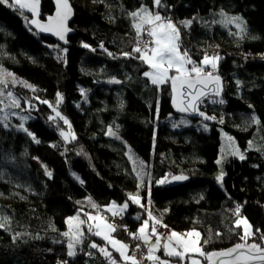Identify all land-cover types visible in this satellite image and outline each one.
<instances>
[{
    "label": "trees",
    "instance_id": "obj_1",
    "mask_svg": "<svg viewBox=\"0 0 264 264\" xmlns=\"http://www.w3.org/2000/svg\"><path fill=\"white\" fill-rule=\"evenodd\" d=\"M68 1L66 46L37 31L54 12L50 0L35 16L0 3V73L10 78L0 102L13 114L0 115V264H116V252H101L104 240L87 227L88 215L113 204L125 243L150 212L170 230L199 232L204 253L244 244L242 217L253 233L247 245L264 246V0ZM142 7L174 23L181 51L198 65L218 57L221 96L200 105L210 121L179 115L170 82L144 76L149 68L132 52L131 13ZM218 12L241 18L249 37L211 30ZM178 176L185 183L167 185ZM61 215L84 221L76 240L57 227Z\"/></svg>",
    "mask_w": 264,
    "mask_h": 264
},
{
    "label": "snow or ice",
    "instance_id": "obj_2",
    "mask_svg": "<svg viewBox=\"0 0 264 264\" xmlns=\"http://www.w3.org/2000/svg\"><path fill=\"white\" fill-rule=\"evenodd\" d=\"M0 3H8V0H0ZM154 3L155 5L160 6L161 0H154ZM13 4H19L21 8L28 7L29 10L35 14L39 5V0H32L31 4H24L21 0H13ZM56 4V15L55 17H49V24L37 26L40 27L41 30L53 31V33L59 36L61 40H64V33L68 31L65 22L71 14V8L68 4V0H56ZM9 6H12V4ZM131 15L136 20L134 27L136 28L138 37L136 47L132 49V52L138 53L139 55L134 58L142 60L148 66L149 70L144 72V76L150 78L151 83L157 86L170 82L172 91L175 93L173 102L178 111H186L189 108L194 111L197 110L198 102H200L201 97L207 94L205 90L208 88V85L213 82L219 84V77L213 76V71L216 68L215 61L218 57H209L208 55H205L200 62V64L203 65L202 67L191 59L186 50L181 51L179 45V30L170 20L162 18L159 14H153L147 8L143 7L139 11L131 13ZM234 19L239 20L240 18L236 17ZM32 23L35 24L36 21L33 20ZM184 23L187 25L191 22L185 21ZM144 34L151 39L141 40L140 37ZM84 46L88 47V45ZM124 55L131 56V53H124ZM189 65H191V67H189ZM209 65L213 71L206 70ZM7 75L11 74L9 73ZM113 82L119 83V81ZM4 83L5 81L0 79V84ZM7 95L11 97L12 93L8 92ZM177 97H179L178 102ZM12 102L16 107H19L18 101L13 99ZM44 103H47V101H44ZM220 103H223V101H220ZM57 115L59 116V113H57ZM200 115L204 114L200 113ZM205 118L207 119L208 117ZM61 119H63V117H61ZM64 123L68 124L69 122L65 119ZM25 131H27V129H25ZM28 134L32 135L30 132ZM109 134H114L111 129H109ZM61 135L64 136V132H61ZM36 142L39 143V141ZM240 158L244 159V156L241 155ZM173 179H186V177L178 176L173 177ZM218 179H222V176L218 177ZM130 199L136 203L140 202L137 196H132L131 194ZM93 207H95V205H93ZM115 208H117V206L113 204L108 211H112ZM125 208H127V204L119 208V211H123ZM238 212L239 206L237 207V213ZM112 214L117 215L118 212L112 211ZM74 219L78 220V218L73 217L69 218L67 221L70 229L72 228ZM88 219L91 221H99V223L95 225L97 231L93 234L97 236L102 235L103 239L116 248V250L120 252L121 257L125 261L131 262V264H142V259L158 262V264H169L168 261L160 260V258L155 255L161 247L165 249V255L170 257L175 256L180 260L185 258L186 253L199 252L209 260H211L213 256L231 257V264H241L242 261L246 264L247 261L255 259L264 262V246L258 244L247 245L245 237L253 235V233L248 231L250 226L247 224L246 220L237 221V226H239L241 222L245 225L244 235L241 236V240L245 241L244 244L238 243L233 248L224 252L204 253L200 248L196 247L197 241L200 238L199 232L192 230L184 234H179L175 231H171L168 235L161 234L158 232L156 225L159 224L165 228H167V225H163L160 220L154 218L149 212L148 219L154 221L150 232H146L149 224L148 220H145L141 228L138 230L139 235L135 233L130 234L133 239L140 240L143 245L147 247V254L143 256L142 259H137L135 251L140 250L139 244L135 246V251H133L132 255H128L129 245L110 236V233L116 230L111 223H107L102 216L88 215ZM83 223V220H78L77 230L79 225ZM0 227H3V225L0 224ZM92 228L93 225H89V231H91ZM63 235L68 236L69 233L65 232ZM153 237L155 238L154 240ZM193 237L195 239H188ZM261 239H264V236H262ZM205 243H207V241H205ZM246 245L247 252L241 251ZM91 247L96 248L98 245L93 243ZM69 249L68 255H74V252L71 251V243H69ZM100 251L106 256L110 257L111 255L106 252L104 248H100ZM253 253H255V255ZM113 264H115V262H113ZM192 264H198V262L193 259Z\"/></svg>",
    "mask_w": 264,
    "mask_h": 264
},
{
    "label": "rangeland",
    "instance_id": "obj_3",
    "mask_svg": "<svg viewBox=\"0 0 264 264\" xmlns=\"http://www.w3.org/2000/svg\"><path fill=\"white\" fill-rule=\"evenodd\" d=\"M83 2H84V0H82ZM90 4V3H89ZM91 5V4H90ZM236 17H238L236 14H231V13H227V12H225V13H223V12H218V20H215V21H213V22H210L209 23V26L211 27V30H213L214 32H215V29H214V26H216V27H225L227 30H228V34H230L231 35V40L233 41V39H235V38H237V39H244V38H248L249 37V33L247 32V30L245 29V26H244V22L241 20V18L239 19V20H237V19H234V18H236ZM172 22V21H171ZM174 24V23H173ZM241 29H243V30H241ZM218 30V29H217ZM227 38V37H226ZM225 38V39H226ZM226 41H223V39L222 40H218L217 38H216V42H215V44H217V45H227L228 43L226 42ZM214 42H211L210 43V48H212L215 44H213ZM201 47L200 48H202V49H204V47H205V41H201ZM229 45V44H228ZM212 57H216V56H212ZM215 64H216V61H215ZM200 66H202L203 67V65H200ZM189 67H191V65H189ZM206 70H209V71H213L212 69H211V66L209 65V66H207V69ZM0 79H3L4 81H5V83H4V85H6V83L8 82V80H10V78L8 77V76H6V75H2L1 73H0ZM13 97H11V98H9V104H13ZM3 105H5V104H3V103H1L0 102V115H2L4 118H6V117H10V116H13V114H11V113H9V111L7 110V108L5 107V106H3ZM13 105H15V104H13ZM227 148H229V150H230V152H233V148H231V144L228 142V144H227ZM36 164V163H35ZM253 197V196H252ZM260 201H263L264 202V197H261V199H260ZM3 202H4V199H2V198H0V204H3ZM112 211H114V209L112 210ZM112 211H110L109 213H112ZM91 215H93V216H102V217H104L105 218V221L107 222V223H111L110 221H109V218H107V213H104V211L102 212V211H100V213H98V214H91ZM154 218H155V216H153ZM69 218H73V217H66V216H64V215H61V216H58L57 217V219H56V225H57V227L59 228V230H61V231H64V232H68L69 233V235H70V237L73 239V240H76L78 237H79V235H80V232H81V230H80V228H81V226H82V224L81 225H79V228H78V230H77V224H78V220H81V219H78V220H76V219H74L73 220V223H72V228L70 229L69 228V225H68V223H67V221H68V219ZM244 220H246L247 221V219H246V217H242L241 218V220H239V221H244ZM151 221V220H150ZM148 222H149V220H148ZM5 223H7L6 222V220H4V218L3 219H1L0 218V224H2V225H4ZM97 223H99V221H91V220H89L88 219V222H87V227H89V225H93V228L92 229H94V232L95 231H97V228L95 227V225L97 224ZM112 224V223H111ZM240 224H242V226H243V232L245 231V225H244V223H240ZM247 224L250 226V223L247 221ZM143 225V223L139 226V228H138V230L141 228V226ZM250 228L251 227H249L248 228V231L250 232ZM146 231H147V229H146ZM171 231H173V230H170V232ZM175 232H177V233H179V234H184V233H187V232H189V231H187V232H180V231H175ZM139 233V232H138ZM170 234V233H169ZM110 236L112 237V238H114V239H116V240H119V241H121V242H123L124 244H126L125 242H124V240H122V239H120L117 235H116V232L114 231V232H111L110 233ZM100 239H102V240H104L103 239V237H102V235L101 236H98ZM249 237V236H248ZM188 239H195L194 237L193 238H188ZM200 239V238H199ZM104 245H102V247L101 248H104L105 249V251L106 252H108V253H112L113 251H115V252H117L118 254H119V257H120V259L121 260H123V262H129V261H125L122 257H121V255H120V252L119 251H117L116 250V248H114L108 241H106V240H104ZM196 247H198V248H200L201 249V246H199V240L197 241V244H196ZM128 254V253H127ZM201 254L199 253V252H189V253H186V255H185V258L183 259V261H186V259H188V264H192V260L193 259H195L197 262H198V264H203L202 263V259H201ZM172 257H174V258H177V257H175V256H172ZM129 263H131V262H129Z\"/></svg>",
    "mask_w": 264,
    "mask_h": 264
},
{
    "label": "water",
    "instance_id": "obj_4",
    "mask_svg": "<svg viewBox=\"0 0 264 264\" xmlns=\"http://www.w3.org/2000/svg\"><path fill=\"white\" fill-rule=\"evenodd\" d=\"M40 1L41 0H39V5H38V7L36 9V13L34 14L31 11L34 16L38 13V11H39V9L41 7ZM50 1H51L52 5L54 6V12H53V14L50 17H55L56 12H57L56 0H50ZM21 2L24 3V4H31L32 0H21ZM68 4H69V1H68ZM69 6L71 8V14L69 15L68 19L65 22V26L68 29V31L64 33V36H65L64 40H61L59 38V36L55 35L53 33V31H51V30H41L40 28H38V30H37L44 37H47L48 39H52L59 46H66L67 38L69 37L68 35H70V33H71L69 25L73 21L74 15H73V8H72L71 4H69ZM25 8L29 10L28 7H25ZM47 24H49V19L45 22L44 25H47ZM222 87H223V84H222V82L220 80H219V84H216L214 82L210 83L208 85V88L205 90L207 94L205 96L201 97L200 102H198V108L195 111L193 109H191V108H189L186 111H178L177 107L175 106V104L173 102V98L175 96V93H173V91H172V95H171V97H172V105L175 108V110L178 112L179 115L184 116L186 118H189L192 121L193 120L210 121L209 117L207 119L205 118V117H207V115L201 111V106L200 105H202L203 102H205L209 97L221 96L220 94H221ZM217 90H218V94H217ZM178 100H179V97H177V102H178ZM200 113H203L204 115H200ZM185 180L186 179H179V180L173 179V180L168 181L167 185L168 186H173L174 184H182V183H185ZM231 248H233V247H231ZM226 250H228V249H226ZM226 250H224V251H226ZM224 251H220V252H224ZM241 251L247 252V245ZM253 254L255 255V253H253ZM231 260H232L231 257L213 256L211 258V260L208 259L207 264H231ZM241 264H245V262L242 261ZM246 264H264V262H262V261H260L258 259H255V260L247 261Z\"/></svg>",
    "mask_w": 264,
    "mask_h": 264
},
{
    "label": "built area",
    "instance_id": "obj_5",
    "mask_svg": "<svg viewBox=\"0 0 264 264\" xmlns=\"http://www.w3.org/2000/svg\"><path fill=\"white\" fill-rule=\"evenodd\" d=\"M150 37H148L147 35H143L141 40H149ZM214 56H216V54H214ZM104 213H107V218H109V221L112 223V225L115 227V232L116 235H119L122 231H123V224L121 222V217H119L118 215H113L112 213L106 212L104 211ZM153 223L149 224V232L151 230V226ZM157 230L159 233L164 234V235H168L170 233V228L167 226V228L160 226L159 224L156 225ZM155 238L153 237V240ZM163 243V242H162ZM139 244L140 245V250L139 251H135V246ZM127 245H129V251H128V255H132L133 251H135V255L137 257V259H142L143 256H145L147 254V247L143 245V243L140 240L137 239H133L132 237L130 238V241L127 242ZM106 259V256L103 255L102 259ZM99 261V260H97ZM64 264V263H63ZM142 264L143 260H142ZM145 264H151V263H145Z\"/></svg>",
    "mask_w": 264,
    "mask_h": 264
},
{
    "label": "crops",
    "instance_id": "obj_6",
    "mask_svg": "<svg viewBox=\"0 0 264 264\" xmlns=\"http://www.w3.org/2000/svg\"><path fill=\"white\" fill-rule=\"evenodd\" d=\"M189 119V118H188ZM111 207H112V205H111ZM108 209L109 208H107V209H105L106 210V212H110V211H108ZM151 223H154V221H150L149 220V222H148V224H151ZM148 229H149V227H148ZM147 229V231L146 232H149V230ZM135 234H137V235H139V233H138V230H137V232L135 233ZM200 240V239H199ZM127 244V243H126ZM160 251H162V255L163 256H161L160 257V255H159V253H160ZM113 252H115V251H113ZM112 252V253H113ZM111 253V254H112ZM116 254L118 255L117 256V258L115 259L114 257H112V258H114V261H116V264H131V263H129V262H123V260H121L120 259V257H119V254L116 252ZM155 255L156 256H158L159 258H160V260H163V261H168L169 262V264H185V262H186V264H188V259H186V261H183V260H180L179 258H176V259H178V261H174V260H171L170 258H174V257H170V256H167V255H165V249L163 248V247H161L160 249H159V251H157L156 253H155ZM202 259V258H201ZM143 260V263L145 264V263H151V264H158V262H154V261H150V260H147V259H142Z\"/></svg>",
    "mask_w": 264,
    "mask_h": 264
}]
</instances>
